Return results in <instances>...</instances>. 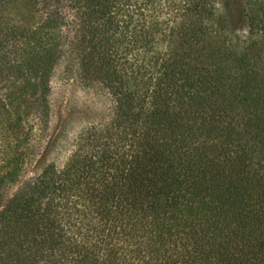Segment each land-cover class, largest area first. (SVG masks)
<instances>
[{
    "label": "trees",
    "instance_id": "1",
    "mask_svg": "<svg viewBox=\"0 0 264 264\" xmlns=\"http://www.w3.org/2000/svg\"><path fill=\"white\" fill-rule=\"evenodd\" d=\"M243 5L0 0V264H264V0ZM63 62L110 127L29 176Z\"/></svg>",
    "mask_w": 264,
    "mask_h": 264
},
{
    "label": "rangeland",
    "instance_id": "2",
    "mask_svg": "<svg viewBox=\"0 0 264 264\" xmlns=\"http://www.w3.org/2000/svg\"><path fill=\"white\" fill-rule=\"evenodd\" d=\"M244 1L234 0L240 5V10ZM234 12L238 15L235 33L246 39L247 26L243 24L241 16L239 17V9ZM262 37V34L254 35L256 39ZM49 103L50 111L44 121L40 140L37 139L36 161L28 171L29 176L38 172L46 162L55 160L59 165L64 164L78 139L82 137V142L88 144L96 132L110 127L114 109V99L105 88L85 85L66 62L58 65L55 71ZM104 132L101 134L105 135ZM20 187H12L8 190V195L11 196Z\"/></svg>",
    "mask_w": 264,
    "mask_h": 264
}]
</instances>
